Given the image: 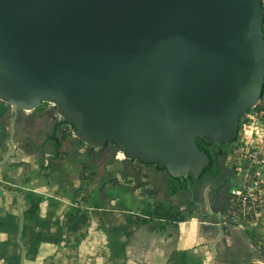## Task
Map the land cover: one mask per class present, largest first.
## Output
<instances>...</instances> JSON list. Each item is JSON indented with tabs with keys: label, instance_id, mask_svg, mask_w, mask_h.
Listing matches in <instances>:
<instances>
[{
	"label": "water",
	"instance_id": "obj_1",
	"mask_svg": "<svg viewBox=\"0 0 264 264\" xmlns=\"http://www.w3.org/2000/svg\"><path fill=\"white\" fill-rule=\"evenodd\" d=\"M263 24V0H0V103L196 183L197 140L234 141L261 98Z\"/></svg>",
	"mask_w": 264,
	"mask_h": 264
},
{
	"label": "crops",
	"instance_id": "obj_2",
	"mask_svg": "<svg viewBox=\"0 0 264 264\" xmlns=\"http://www.w3.org/2000/svg\"><path fill=\"white\" fill-rule=\"evenodd\" d=\"M53 108L0 113V264H264V224L220 225L217 197L79 142Z\"/></svg>",
	"mask_w": 264,
	"mask_h": 264
},
{
	"label": "built area",
	"instance_id": "obj_3",
	"mask_svg": "<svg viewBox=\"0 0 264 264\" xmlns=\"http://www.w3.org/2000/svg\"><path fill=\"white\" fill-rule=\"evenodd\" d=\"M68 129L76 137L71 125ZM232 167L238 184L231 190L219 224L234 221L257 224L264 219V87L258 103L240 119L239 132L232 144Z\"/></svg>",
	"mask_w": 264,
	"mask_h": 264
},
{
	"label": "flooded vegetation",
	"instance_id": "obj_4",
	"mask_svg": "<svg viewBox=\"0 0 264 264\" xmlns=\"http://www.w3.org/2000/svg\"><path fill=\"white\" fill-rule=\"evenodd\" d=\"M232 144L233 141L228 144L212 143L210 141L209 147L212 156L208 154L210 163L205 167L209 170L204 173V169L196 183H193L192 180V183H188V190L191 195L195 193L202 200L205 199V202H208L209 194L217 197L221 208L225 209L222 214L227 210L231 190L238 184V179L232 167ZM111 146L113 145H108V147ZM198 199L195 201L197 202Z\"/></svg>",
	"mask_w": 264,
	"mask_h": 264
},
{
	"label": "trees",
	"instance_id": "obj_5",
	"mask_svg": "<svg viewBox=\"0 0 264 264\" xmlns=\"http://www.w3.org/2000/svg\"><path fill=\"white\" fill-rule=\"evenodd\" d=\"M41 108V107H40ZM9 109L8 105L4 104V103H0V113H5L7 110ZM209 142L210 140L205 138V139H198L197 143L200 147L201 150L205 151L207 154H209L210 156H212L210 154V147H209ZM209 169L206 168L204 173L207 172ZM171 183L173 185V192H177L179 190H188V183H192L191 182V176H189V178H186L184 180L181 179V177L178 178H173L170 177Z\"/></svg>",
	"mask_w": 264,
	"mask_h": 264
},
{
	"label": "rangeland",
	"instance_id": "obj_6",
	"mask_svg": "<svg viewBox=\"0 0 264 264\" xmlns=\"http://www.w3.org/2000/svg\"><path fill=\"white\" fill-rule=\"evenodd\" d=\"M48 105L53 106V104L48 103ZM264 224V219L257 223V225L262 226Z\"/></svg>",
	"mask_w": 264,
	"mask_h": 264
}]
</instances>
